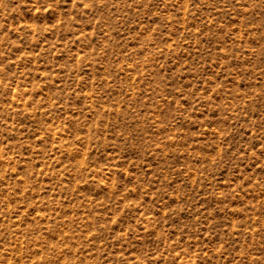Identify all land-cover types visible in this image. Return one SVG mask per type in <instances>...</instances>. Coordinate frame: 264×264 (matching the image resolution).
<instances>
[{"label":"rangeland","instance_id":"obj_1","mask_svg":"<svg viewBox=\"0 0 264 264\" xmlns=\"http://www.w3.org/2000/svg\"><path fill=\"white\" fill-rule=\"evenodd\" d=\"M0 264H264V0H0Z\"/></svg>","mask_w":264,"mask_h":264}]
</instances>
